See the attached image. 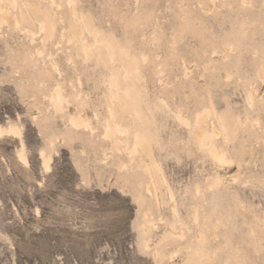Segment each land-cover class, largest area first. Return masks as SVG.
Segmentation results:
<instances>
[{"label": "rangeland", "instance_id": "rangeland-1", "mask_svg": "<svg viewBox=\"0 0 264 264\" xmlns=\"http://www.w3.org/2000/svg\"><path fill=\"white\" fill-rule=\"evenodd\" d=\"M27 1L53 36L43 45L15 9L19 27H0V128L18 132L0 137V264H264V0H72L81 38L108 45L88 57L66 0ZM196 115L224 163L197 142ZM138 132L163 181L128 155Z\"/></svg>", "mask_w": 264, "mask_h": 264}, {"label": "bare ground", "instance_id": "bare-ground-1", "mask_svg": "<svg viewBox=\"0 0 264 264\" xmlns=\"http://www.w3.org/2000/svg\"><path fill=\"white\" fill-rule=\"evenodd\" d=\"M40 1H43V0H40ZM48 3H49V7L51 9H53L56 6L55 0H48ZM66 3L69 6V15H70V18L73 20V23H72V21L70 19V21L72 23V26H71L70 29H71L73 35H76L78 37V39L80 40V42H81V50H82L83 55L85 57H88L89 56V52L91 51V49L95 48L96 46H100V45H102V47H105L106 46L105 48L108 49V45L103 44L104 41L102 43L101 42L100 43L99 42H95L94 43V46H91V47L86 44V42L84 41V39H82L83 37L81 38V35L83 34L84 31L82 30V28L79 25V23L81 24V22H78L77 21L79 18L77 17V14H76V12L74 10L73 2H72V0H66ZM9 9L18 10L21 18H23L24 20H26V22H29L30 15L33 16L38 21V23H39V25H38L39 36L38 37L41 38V41L40 42L43 45H44V43H46L53 36L52 35V30H51V25H52V21H53L52 19H53V17L52 16L51 17L48 16V14L44 11L43 6H42L41 3H39V2H35L34 3V2L27 1L26 4H25V8H24L22 6V4L20 3V0H0V27L2 25H6V26H11L13 28H18L19 27V21H18V19H17L16 16L11 15V12H9ZM92 27L90 25L86 26L85 31L87 32V34L92 35V36H95L96 31ZM23 30H24V32L29 33L28 30H26V29H23ZM29 37H30L29 38L30 41H32V42L35 41V38L36 37H35V34L34 33H31ZM98 49L100 50V48H98ZM98 49L96 51H98ZM41 53H42V51L40 49H37V54L38 55H41ZM120 53L121 52H119V54ZM121 57H122L121 55L120 56H117V54L115 52L111 51L109 53V57H108V59H109V65L112 64L114 66V64H116V63H118L120 61ZM55 66H57V65H55ZM111 66H109V68ZM117 66H118V64L116 65V68H114V67H112V68H114L116 70L117 69ZM113 75H114V72H113ZM128 76H125V79H126V81H128L129 84L132 85V80ZM110 85L111 86H114L116 88V93L112 94V99L116 101L117 105L125 113V116H126V114H131V115L134 116V122L136 120H139L140 119V115H139L138 111L132 106V103H131L132 96H133L131 94V91L127 90V91H123L122 92V91H120L118 89V86L117 85H115V84H110ZM54 93H55V97H52L51 98V103L54 105L55 109L57 110L58 107H59V105L61 104V101H62L63 97L60 94L59 89H55L54 90ZM195 118H196L195 126H198L199 127V133H197L196 136H197V142L199 143L200 147L201 146L202 147H206L209 150V152L211 153V155L216 160H218L219 162H223L224 163L225 159H224L223 153L221 151L215 149L209 143L210 142L209 141L210 140V136L207 134V132H204L203 131V129H204L203 127H202L203 129L201 128V125H200L201 124V118H203V117H201L200 115H196ZM110 120H112V119H110ZM115 122H113V123H106L105 124L106 131H105V135L104 136H107V137H110L111 139H113L114 140V143H113L114 144V147L115 148H119L120 142L117 139L115 140L114 137L117 134H124L125 133V130H122L119 127V125L117 123H115ZM183 123L187 124V126H188V123L185 120L183 121ZM69 125L74 130H79L81 128L82 129L88 128L87 121L85 120V118L83 117V115L82 116H79V117H75V118L70 117L69 118ZM10 130L16 131L15 129L10 128V127H8L7 129L0 128V132H2V134H0V137H3L5 134L10 135L9 134V131ZM15 135H18V132L17 131H16V134ZM122 146L124 147V145H122ZM125 149L126 148L124 147V151H125ZM139 150H142L145 153L146 157L148 158L149 164L151 166H153L154 172L157 175L158 181L159 180H162V178H161V171H160L159 167L156 165L155 157L153 155V151H152V148H151V145H150L149 137L146 136V134H142L140 132L134 134V136H133V145L129 149L128 155L134 156V155H136L139 152ZM23 152H24V150L21 149V153L17 157H19L18 159L22 162L21 164L26 165L27 164V161H26V159L23 156ZM41 157H42V165H43L44 171H49V169H50V160H52V159H50L51 157L49 158V156H48V158H45V157H43L42 154H41ZM217 179L219 180V178H217ZM220 181H221V179L218 181V183ZM162 183L160 181V184H162ZM174 212H176V211L174 210ZM180 236H181V234H180ZM143 247L145 249H148L149 246H148V242L147 241L144 243Z\"/></svg>", "mask_w": 264, "mask_h": 264}, {"label": "snow or ice", "instance_id": "snow-or-ice-1", "mask_svg": "<svg viewBox=\"0 0 264 264\" xmlns=\"http://www.w3.org/2000/svg\"><path fill=\"white\" fill-rule=\"evenodd\" d=\"M0 134H2V132H0ZM9 134H10V135H15V134H16V131H14V130H10V131H9Z\"/></svg>", "mask_w": 264, "mask_h": 264}]
</instances>
